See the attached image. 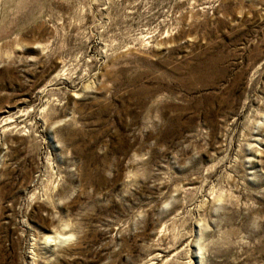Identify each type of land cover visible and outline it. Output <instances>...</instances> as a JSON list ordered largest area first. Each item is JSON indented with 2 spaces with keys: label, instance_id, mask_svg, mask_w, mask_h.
<instances>
[{
  "label": "rangeland",
  "instance_id": "obj_1",
  "mask_svg": "<svg viewBox=\"0 0 264 264\" xmlns=\"http://www.w3.org/2000/svg\"><path fill=\"white\" fill-rule=\"evenodd\" d=\"M0 264H264V0H0Z\"/></svg>",
  "mask_w": 264,
  "mask_h": 264
},
{
  "label": "bare ground",
  "instance_id": "obj_2",
  "mask_svg": "<svg viewBox=\"0 0 264 264\" xmlns=\"http://www.w3.org/2000/svg\"><path fill=\"white\" fill-rule=\"evenodd\" d=\"M59 236H61V235H59ZM58 235H49L48 237H47V242H53V241H56V240H58L60 237H59Z\"/></svg>",
  "mask_w": 264,
  "mask_h": 264
}]
</instances>
